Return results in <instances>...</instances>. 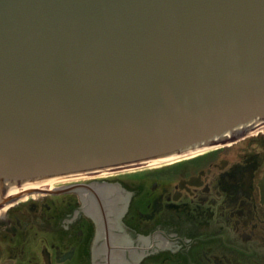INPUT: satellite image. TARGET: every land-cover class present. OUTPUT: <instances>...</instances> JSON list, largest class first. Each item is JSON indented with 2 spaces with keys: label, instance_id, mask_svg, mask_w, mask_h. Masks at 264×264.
Segmentation results:
<instances>
[{
  "label": "water",
  "instance_id": "1",
  "mask_svg": "<svg viewBox=\"0 0 264 264\" xmlns=\"http://www.w3.org/2000/svg\"><path fill=\"white\" fill-rule=\"evenodd\" d=\"M262 123L264 0H0V204Z\"/></svg>",
  "mask_w": 264,
  "mask_h": 264
},
{
  "label": "flooded vegetation",
  "instance_id": "2",
  "mask_svg": "<svg viewBox=\"0 0 264 264\" xmlns=\"http://www.w3.org/2000/svg\"><path fill=\"white\" fill-rule=\"evenodd\" d=\"M224 145L168 162L136 201L111 185V214L106 180L0 204V264H264V130Z\"/></svg>",
  "mask_w": 264,
  "mask_h": 264
},
{
  "label": "rangeland",
  "instance_id": "3",
  "mask_svg": "<svg viewBox=\"0 0 264 264\" xmlns=\"http://www.w3.org/2000/svg\"><path fill=\"white\" fill-rule=\"evenodd\" d=\"M257 130H264V123L254 127L252 130V132H256ZM261 133V132H259ZM246 134V133H245ZM244 134V135H245ZM243 136V135H241ZM241 136L236 137L240 138ZM235 139H233L232 141H234ZM232 141H229L228 143H231ZM225 143V144H228ZM226 145L224 144H219L217 146H212L203 150H199L196 152H192L190 154H186L183 156H178L175 157L174 159L171 160H166V161H162L159 163H154V164H147L144 166H139V167H132V168H125V169H118V170H113L110 172H101V173H95V174H89V175H83L81 177H77V178H73V179H66V180H58L53 182L52 186H56V185H61L64 182H70V181H78V182H84L87 183L89 180H106L107 181V187L111 185H114L115 187L118 186V181H122V179L126 180L127 183H129V185L131 186V190L132 189H136L135 191V201L138 197H146L148 196V194H150L152 191H150L149 187H148V182H150L151 180H153L154 177H161L163 175L157 174L154 175L155 171H161V169H164L166 167V165L168 166V162L171 161H182L185 157H189V156H196L199 155L200 151H214V147H225ZM154 175V176H153ZM33 182V181H31ZM28 183V182H26ZM146 183V184H144ZM22 186L25 185L24 183L21 184ZM20 186V185H18ZM106 188V187H104ZM108 190V188H107ZM140 190V191H139ZM17 191V190H15ZM20 191V190H19ZM18 192V191H17ZM38 194H40V192L36 193L35 191L27 193L26 195H24L25 197L29 196V197H36ZM72 197H75V194H72ZM13 201L9 202L12 203ZM15 207V206H13Z\"/></svg>",
  "mask_w": 264,
  "mask_h": 264
},
{
  "label": "bare ground",
  "instance_id": "4",
  "mask_svg": "<svg viewBox=\"0 0 264 264\" xmlns=\"http://www.w3.org/2000/svg\"><path fill=\"white\" fill-rule=\"evenodd\" d=\"M175 156H171V157H165V158H161V159H155V160H150L147 161V163H145V165L147 164H154V163H159V162H162V161H166V160H171V159H174ZM89 174H93V173H86L84 175H89ZM83 176V174H76V175H70V176H64L62 178H48V179H43V180H40V181H36V182H28V183H24L25 185H20V186H15L12 190V193L14 192H17V191H35L36 193L38 192H45L46 190H49L51 187H52V184L53 182L55 181H58V180H66V179H73V178H77V177H81ZM109 189V193L111 194V192H114L112 186H108L106 187L105 189ZM17 190V191H15ZM108 195L109 196V202L111 204V209H110V214L112 212H114L115 210L117 211V209L119 208V204H120V201H121V196H120V193L118 191H115L113 193V196L112 195ZM101 195H105V192H104V189L101 191ZM25 197V196H23ZM86 210H91L92 208L91 207H85Z\"/></svg>",
  "mask_w": 264,
  "mask_h": 264
}]
</instances>
